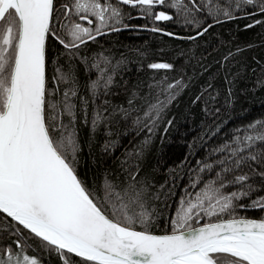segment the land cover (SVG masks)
Returning <instances> with one entry per match:
<instances>
[{
  "label": "snow or ice",
  "instance_id": "obj_1",
  "mask_svg": "<svg viewBox=\"0 0 264 264\" xmlns=\"http://www.w3.org/2000/svg\"><path fill=\"white\" fill-rule=\"evenodd\" d=\"M131 9L191 26L193 35L177 38L195 42L236 12L264 16V0H0V264H264V119L234 127L214 144L187 169L188 181L172 200L171 170L157 181L146 153L166 110L194 81L186 54L175 53L185 63L147 64L176 75L154 74L128 87L115 80L124 55L89 48L129 27ZM233 56L222 57L221 68L229 69L223 85L210 76L190 100L206 119L234 102ZM256 83L264 87V65ZM117 87L124 99L113 103L107 97ZM81 125L89 147L103 129L104 156L114 154L121 126L147 134L115 167L82 174ZM220 131L221 125L206 129ZM114 132L117 139H110ZM256 209L258 217L247 215Z\"/></svg>",
  "mask_w": 264,
  "mask_h": 264
},
{
  "label": "trees",
  "instance_id": "obj_2",
  "mask_svg": "<svg viewBox=\"0 0 264 264\" xmlns=\"http://www.w3.org/2000/svg\"><path fill=\"white\" fill-rule=\"evenodd\" d=\"M127 8V6H125ZM156 10H164L175 16L172 9L158 6ZM251 11V9H249ZM136 9L130 10L131 18L125 16L124 23L129 27L119 32L109 33L98 37L99 43L89 44V48L95 51L104 50L105 54H113L116 58L122 53L126 58V64L122 66V73L115 77L119 85L130 87L143 80L145 83L156 74L159 79L166 72L169 76L176 73L169 70H152L147 68L151 62H169L173 64L185 63V57H176L175 53L183 50L186 54L187 74L194 76L193 83L177 96L176 100L166 110L161 126L156 130L146 153V164L157 181L163 183L171 170L172 178L175 179V196L179 198L180 190L188 181V168L195 165L196 160L202 159L212 146L220 142L227 134L231 133L234 127L247 124L252 120L264 119V87L257 85V78L260 76L261 66L264 65V23L255 24L250 28L244 25L252 24V20H264V16L255 13L251 17L243 16L240 12L234 13L235 19L222 21L220 24H213L207 34L197 37L196 41L177 40L152 31H139V27L146 25L151 29L154 25L163 31L174 33L173 36L187 37L193 35L191 26L183 23H176L175 19L168 21L148 20L135 17ZM135 17L134 19L132 17ZM209 23L211 21L209 20ZM240 51L236 52L235 49ZM229 51L234 53L230 58L232 72H239V78L233 86L234 102L231 106H225L219 113L218 118H205L201 111L202 105L190 103L193 95L199 91L200 86L215 76L214 84L217 87L223 85L224 73L228 67L221 68L222 57ZM91 55V52L83 53ZM49 55H54L49 45ZM64 58H61L63 60ZM259 62V63H257ZM203 67V71L202 68ZM255 69V71H252ZM80 77L83 80L86 74L83 66L80 65ZM52 75L51 61H49L48 76ZM94 75V73H93ZM187 79V76H185ZM227 86H224L226 89ZM116 95L107 99L113 103H120L124 99L121 88H114ZM224 104V96L220 97L221 106ZM171 119L172 124L164 130V124ZM214 121V123H213ZM209 124L221 125L218 134L209 135L206 132ZM80 127V142L83 146L81 155V173L83 174L91 167L93 173L103 171V168L115 167L118 157H121L127 149L133 147L144 139L147 134L143 131L127 130L121 126L118 137V146L114 154L104 156L101 145L104 143L103 129L97 131L95 139L89 147L88 129ZM110 139H117L114 132ZM111 153L112 150L109 149ZM103 157V158H102ZM95 160V163H93ZM181 161H185L180 167ZM103 165V167H102ZM173 179L168 180V187L172 186ZM247 215L258 217V209L250 210Z\"/></svg>",
  "mask_w": 264,
  "mask_h": 264
},
{
  "label": "bare ground",
  "instance_id": "obj_3",
  "mask_svg": "<svg viewBox=\"0 0 264 264\" xmlns=\"http://www.w3.org/2000/svg\"><path fill=\"white\" fill-rule=\"evenodd\" d=\"M135 17H137L138 19L139 18H142V17H140V15H139V13H138V10H136V14H135ZM134 16L132 17L133 19L135 18ZM228 21V20H227ZM149 28L148 27H139V31H146V30H148ZM153 32V31H152ZM162 33H160V34H163V33H165V32H167V31H161ZM114 33V32H113ZM155 33V32H154ZM158 33V32H157ZM107 34H109V33H107ZM163 35H165V34H163ZM165 36H167V35H165ZM169 37V36H168ZM183 41H186V40H183Z\"/></svg>",
  "mask_w": 264,
  "mask_h": 264
},
{
  "label": "water",
  "instance_id": "obj_4",
  "mask_svg": "<svg viewBox=\"0 0 264 264\" xmlns=\"http://www.w3.org/2000/svg\"><path fill=\"white\" fill-rule=\"evenodd\" d=\"M149 31H151L150 29H148ZM157 33V32H156ZM158 33H162V32H158ZM164 34V33H163ZM168 36V35H167ZM169 37H172L174 39H177V40H186V39H179L177 38L178 36H169Z\"/></svg>",
  "mask_w": 264,
  "mask_h": 264
},
{
  "label": "rangeland",
  "instance_id": "obj_5",
  "mask_svg": "<svg viewBox=\"0 0 264 264\" xmlns=\"http://www.w3.org/2000/svg\"><path fill=\"white\" fill-rule=\"evenodd\" d=\"M121 29H124V28H121ZM126 29V28H125Z\"/></svg>",
  "mask_w": 264,
  "mask_h": 264
}]
</instances>
